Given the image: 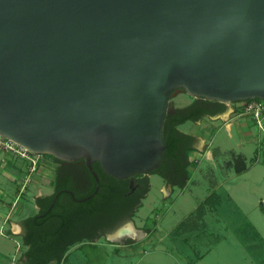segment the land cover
<instances>
[{
  "label": "water",
  "instance_id": "water-1",
  "mask_svg": "<svg viewBox=\"0 0 264 264\" xmlns=\"http://www.w3.org/2000/svg\"><path fill=\"white\" fill-rule=\"evenodd\" d=\"M264 100V0H0V136L123 180L165 150L169 99ZM172 185L167 184V189ZM128 228L133 235L125 234ZM141 237L132 223L106 235Z\"/></svg>",
  "mask_w": 264,
  "mask_h": 264
},
{
  "label": "rangeland",
  "instance_id": "rangeland-1",
  "mask_svg": "<svg viewBox=\"0 0 264 264\" xmlns=\"http://www.w3.org/2000/svg\"><path fill=\"white\" fill-rule=\"evenodd\" d=\"M179 95H184V100H180ZM179 95L171 97L169 104L185 105L195 99L186 95L184 91ZM189 130H195L192 123L181 127V131ZM218 141L229 149L238 150L236 145L238 139L235 135L232 139L225 136ZM241 152L246 155L247 164L252 170L240 178L231 175L225 180L226 186L218 190L221 200L217 211L207 214L206 228L195 223V237H188V243L175 241L173 236L168 235L163 245L161 242L153 247L136 244L135 253L127 256L126 250L112 249L109 245L112 241L101 237L95 242L86 241L71 247L66 264H185L182 255L192 259L195 264V253L204 254L207 251L203 260L197 264H264V133L259 142L255 139L254 144L246 143ZM234 156L236 155L228 153L222 155V159L215 156L214 160L210 161L214 163L218 159L223 167L232 168ZM51 157L45 156L49 160ZM206 165L202 164V171L207 169ZM199 171L197 175L189 172L193 181L191 180L184 190L174 187L173 194L168 200H164L162 195L163 192L166 193L163 178L157 174L150 175V191L142 200V205L132 220L127 223H132L134 228L141 232V237H134L136 241L142 239L147 228L155 227V219L160 231L166 235L205 197L204 194L210 189V179L208 172L201 174ZM26 184L30 190L31 184L28 182ZM229 193L232 199L228 198ZM25 195L26 193L17 200V207L18 210H21V207L26 209L23 216H30L34 214V210Z\"/></svg>",
  "mask_w": 264,
  "mask_h": 264
},
{
  "label": "crops",
  "instance_id": "crops-1",
  "mask_svg": "<svg viewBox=\"0 0 264 264\" xmlns=\"http://www.w3.org/2000/svg\"><path fill=\"white\" fill-rule=\"evenodd\" d=\"M179 98H181L180 100H184V95H179ZM191 103L192 101L185 105H177L174 107L182 108ZM234 109L235 105L233 104L225 106L220 110L211 108V112L202 118L194 121H187L178 126L180 132L189 135L194 141V146L191 147L192 151L189 152V159L196 161L197 166L194 169L189 170L196 175L199 170L200 173H204L205 171L208 172L210 189L208 193L206 192L204 194L205 197L202 198V200L192 208L188 215L166 235L160 231L157 219H155V227L150 226V228H147L149 231L145 230L142 239L129 244L110 242L109 245L112 249L120 248L116 249V251L126 250V255L129 256L135 253L134 248L136 244L142 246L150 245L153 247L158 242H161V245H163L168 235L169 237L173 236L175 241L179 240L185 244L188 243V237H195V223H198L202 228H206L205 218L209 212L217 211L218 204L221 200L218 190L221 187L226 186L225 180L231 175L240 178L245 173L252 170L247 164V157L241 152V149L246 143L248 144L250 142L251 144H254L255 139L259 142V139L263 134L250 117L240 115L235 112ZM188 123H192L193 126H195V130L181 131V127ZM234 135L238 139L236 144L237 151L232 148H227L221 141H218L220 138L222 140L225 136L232 139L234 138ZM228 153H233L234 155H239L243 158L246 167L245 171L237 174L234 167H223L221 165L220 160L218 159H222L221 156ZM215 156H217L218 159L216 162L212 163L211 161L214 160L213 157ZM203 163L207 164V169L204 171H202L201 168ZM57 168L58 163L54 159L49 160L43 157L36 172L32 173L30 176L28 184H31V187L29 190L27 184L25 185L26 182H24V179L28 175L27 162L20 158H16L13 155L0 153V264H24L23 254L27 250V247L24 246L22 242V221L38 212V206L35 202L36 198L48 196L53 193ZM191 177L192 176L189 174V179L185 187L181 190L186 189L189 182H191V180L193 181V178ZM148 178L150 181V175H148ZM164 184L166 193L163 192L162 195L164 200H168L173 194L172 191H174V187L167 189L165 182ZM25 193L27 202L31 203L34 210V214L30 216H23L26 209H22L21 207V210H18L19 208L17 207V200ZM228 198L232 199L230 193L228 194ZM207 253L208 251L204 254L195 253V264L202 261ZM70 254L71 250L67 252V259ZM181 257L186 261L185 264H194L192 259H188L183 255ZM64 264H66V262Z\"/></svg>",
  "mask_w": 264,
  "mask_h": 264
},
{
  "label": "trees",
  "instance_id": "trees-1",
  "mask_svg": "<svg viewBox=\"0 0 264 264\" xmlns=\"http://www.w3.org/2000/svg\"><path fill=\"white\" fill-rule=\"evenodd\" d=\"M224 107L222 103L202 98L195 99L186 107H170L163 122V142L166 148L160 165L148 175L157 174L172 187L183 189L189 179V169H194L197 162L188 159L192 149L187 143L192 138L180 132L178 126L202 118L211 112V108L220 110ZM234 157L235 172L239 174L245 171L243 158L239 155ZM51 158L59 165L64 164L63 161ZM92 168L99 179V189L84 202L74 201L64 190H70L78 199L90 196L96 187L93 175L86 170L83 187L73 189V180L61 171L60 166L57 168L53 193L36 198L38 212L22 221V242L27 247L23 254L24 264H64L71 247L86 241L95 242L105 235L96 231L112 219L119 209L122 210L117 202L128 192L129 179L117 180L105 174L98 163H94ZM143 182L144 190L138 202L134 203L132 216L150 191L148 176Z\"/></svg>",
  "mask_w": 264,
  "mask_h": 264
},
{
  "label": "flooded vegetation",
  "instance_id": "flooded-vegetation-1",
  "mask_svg": "<svg viewBox=\"0 0 264 264\" xmlns=\"http://www.w3.org/2000/svg\"><path fill=\"white\" fill-rule=\"evenodd\" d=\"M197 99V98H195ZM195 99L192 101V103L195 101ZM174 107L172 105L169 106ZM191 147L194 146V141L191 140L187 143ZM189 159V154H188ZM189 161H192L189 159ZM60 166L61 171L69 176L73 180L72 187L73 189H78L83 187V184L85 183L84 175L86 174V170H88L85 166V163L82 160H78L75 162H69L62 165L58 164V167ZM89 171V170H88ZM148 175H136L129 179V190L128 192L121 197L118 202L117 206L121 207L122 210L119 209L116 214L110 219L108 222H106L102 227H100L96 233H105L103 237H106V235L112 233L115 231L118 227L130 222L133 218V206L134 203L138 202V199L143 193L144 190V182L142 183V180ZM141 181V182H140ZM166 183V182H165ZM167 185V183H166ZM102 237V236H101ZM137 238V237H136ZM136 238L133 236L125 235L121 237L119 240H117L119 243L129 244L134 241H136ZM131 241V242H130Z\"/></svg>",
  "mask_w": 264,
  "mask_h": 264
},
{
  "label": "built area",
  "instance_id": "built-area-1",
  "mask_svg": "<svg viewBox=\"0 0 264 264\" xmlns=\"http://www.w3.org/2000/svg\"><path fill=\"white\" fill-rule=\"evenodd\" d=\"M232 104L235 105V112L240 115L250 117L257 128L264 133V100L253 99L247 101H239ZM0 153L10 154L27 162V179L30 178L32 173L36 172L38 165L42 161L44 156L42 154L33 153L2 136H0ZM28 181L29 179L25 180V182Z\"/></svg>",
  "mask_w": 264,
  "mask_h": 264
},
{
  "label": "bare ground",
  "instance_id": "bare-ground-1",
  "mask_svg": "<svg viewBox=\"0 0 264 264\" xmlns=\"http://www.w3.org/2000/svg\"><path fill=\"white\" fill-rule=\"evenodd\" d=\"M124 233H125V234H129V235H133V231H131V230L128 229V228H126V229L124 230Z\"/></svg>",
  "mask_w": 264,
  "mask_h": 264
}]
</instances>
